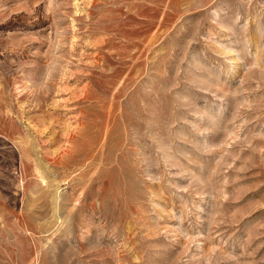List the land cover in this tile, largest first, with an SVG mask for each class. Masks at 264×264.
<instances>
[{"label":"rangeland","instance_id":"1","mask_svg":"<svg viewBox=\"0 0 264 264\" xmlns=\"http://www.w3.org/2000/svg\"><path fill=\"white\" fill-rule=\"evenodd\" d=\"M0 264H264V0H0Z\"/></svg>","mask_w":264,"mask_h":264},{"label":"bare ground","instance_id":"2","mask_svg":"<svg viewBox=\"0 0 264 264\" xmlns=\"http://www.w3.org/2000/svg\"><path fill=\"white\" fill-rule=\"evenodd\" d=\"M75 152V151H74ZM74 154V153H73Z\"/></svg>","mask_w":264,"mask_h":264}]
</instances>
